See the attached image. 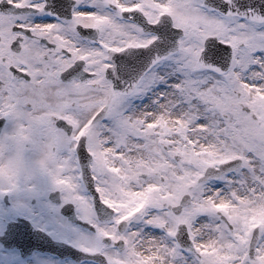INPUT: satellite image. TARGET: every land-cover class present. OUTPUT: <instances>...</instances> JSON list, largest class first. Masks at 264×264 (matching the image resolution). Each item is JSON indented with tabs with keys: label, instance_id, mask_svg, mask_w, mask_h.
<instances>
[{
	"label": "snow or ice",
	"instance_id": "6c2138e0",
	"mask_svg": "<svg viewBox=\"0 0 264 264\" xmlns=\"http://www.w3.org/2000/svg\"><path fill=\"white\" fill-rule=\"evenodd\" d=\"M0 122L86 264H264V0H0Z\"/></svg>",
	"mask_w": 264,
	"mask_h": 264
},
{
	"label": "flooded vegetation",
	"instance_id": "af4514ba",
	"mask_svg": "<svg viewBox=\"0 0 264 264\" xmlns=\"http://www.w3.org/2000/svg\"><path fill=\"white\" fill-rule=\"evenodd\" d=\"M30 202L33 213L18 214L9 211L8 197L0 199V264H86L85 259H74L70 247L66 245L63 255L34 247L43 237L37 229L47 231L52 239L73 245L76 236L74 229H80L83 225L71 221L65 212L73 210L77 216L75 207L62 203L59 193L55 191L47 192L39 199L32 197ZM10 225H20L11 229L14 235L9 234Z\"/></svg>",
	"mask_w": 264,
	"mask_h": 264
},
{
	"label": "clouds",
	"instance_id": "9594fccd",
	"mask_svg": "<svg viewBox=\"0 0 264 264\" xmlns=\"http://www.w3.org/2000/svg\"><path fill=\"white\" fill-rule=\"evenodd\" d=\"M41 159H43V153H42V152H39V153H37L36 156L34 157V161H33V162H34L35 164H38L39 161H40Z\"/></svg>",
	"mask_w": 264,
	"mask_h": 264
}]
</instances>
